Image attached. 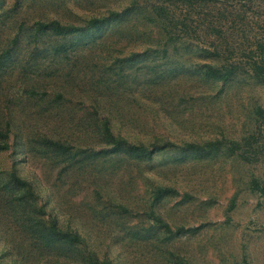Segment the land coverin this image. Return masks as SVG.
Here are the masks:
<instances>
[{"label": "rangeland", "instance_id": "374dc122", "mask_svg": "<svg viewBox=\"0 0 264 264\" xmlns=\"http://www.w3.org/2000/svg\"><path fill=\"white\" fill-rule=\"evenodd\" d=\"M161 6L167 22L186 18L189 34L168 33ZM181 8L159 0H0V56L12 54L0 70V144L8 145L0 185L14 172L31 186L27 195L0 190V264H85L90 252L111 264H264V192L251 189L254 179L264 189V125L254 115L264 108V84L244 57L264 40V0ZM93 18L107 21L65 37L36 31L37 23L85 26ZM230 63L238 64L230 81L205 76V64ZM103 120L134 145L221 144L206 157L166 149L149 159H85L81 151L106 147ZM50 142L66 151H50ZM233 144L241 149L229 151ZM163 187L179 195L153 202ZM151 213L185 231L165 233ZM55 222L83 244L36 233L38 223Z\"/></svg>", "mask_w": 264, "mask_h": 264}, {"label": "trees", "instance_id": "16d2710c", "mask_svg": "<svg viewBox=\"0 0 264 264\" xmlns=\"http://www.w3.org/2000/svg\"><path fill=\"white\" fill-rule=\"evenodd\" d=\"M159 1L162 4H168L175 8L185 7L186 9H191L200 0H159ZM158 11H159L158 12L159 16L162 17L167 22V20L165 19V15L163 13L165 11V8L161 6L158 8ZM201 14L203 13L201 12ZM106 21L107 18H93L87 21L85 26L62 25L56 21L50 23H37L36 31L37 34L39 32L44 33L50 31L56 36L65 37L75 33L85 32L86 30L89 29L99 28L100 25H102ZM167 23H168V27L170 28L168 33L170 34L179 36L182 33L186 36L190 32L189 24L186 18L183 20H179V17H172L169 19ZM203 27H205V32L207 33H213V34L222 33V29L217 28L215 26L206 25ZM17 41L18 38H15L14 44L17 45L18 44ZM58 50L63 51L64 50L63 46H61ZM213 55L218 56L219 52L214 50ZM244 57L246 58V65L248 66L251 72L252 78L258 83L264 84V40L255 41L253 43L252 49ZM10 61H12L11 49L6 50L1 54L0 70ZM203 68L205 69L204 73L207 78L225 83L230 81L235 76V74L238 71V64L230 63L227 64L226 66H222L221 68H215L209 64H205ZM254 115L257 124L264 125V108L257 107L254 111ZM100 128L101 130L99 134L104 140L106 147L99 151H87V150L81 151V155H84L85 159L93 160L96 157L107 158L119 154L133 155L139 158L149 159L152 157L153 154H155V152L166 149H178L179 151H182L184 153H191L198 157H206L218 151L221 144L220 141H210L202 144L186 143L182 147H178L177 145L171 142L156 139V141L150 144V146L145 147L142 144L134 145L124 137L120 135H115L111 131L107 120H103L101 122ZM3 139L5 140L7 139V134H3ZM7 147L8 145L6 143L0 144V151L6 150ZM51 148H55V151L60 150L62 153L66 151L63 146L53 142H50V147H49L50 151ZM236 149L240 150L241 148H239V146L237 145L234 146L233 144L229 148V151L234 152ZM242 155L243 157L245 156L244 153ZM30 188H31L30 184L20 179L14 172L9 173L8 180L0 185V190L2 191L9 192L8 189H18L20 191L25 190L23 195H27V193L30 194L31 193ZM251 189L257 190L259 192H264V189L255 179L251 181ZM175 195H179V193L175 189L168 187L158 188L153 193V202H157L166 196H175ZM183 198L189 199V196L184 195ZM17 202L18 204L25 203L24 200H17ZM150 216L154 219L157 228L163 230L165 233L169 235L179 236L182 232L185 231L183 228H179V229L177 228L176 230H172L168 224L162 222L153 213H151ZM36 233H38L39 237L41 238L55 237L56 244L65 243L71 246H76V245L80 246L84 242V239L81 238L80 235L77 234L75 231L63 230L57 226L56 222L55 224L51 223L48 229H46V227L38 223V226L36 228ZM82 261L85 264H111L109 261L100 260L94 253L91 252L88 253V255L84 256ZM183 264H187V263L184 262ZM241 264H248L245 258L242 259Z\"/></svg>", "mask_w": 264, "mask_h": 264}]
</instances>
